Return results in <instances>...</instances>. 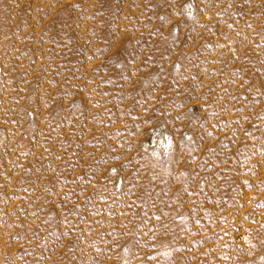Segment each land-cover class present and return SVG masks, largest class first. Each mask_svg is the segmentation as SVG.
<instances>
[{
    "label": "rangeland",
    "instance_id": "rangeland-1",
    "mask_svg": "<svg viewBox=\"0 0 264 264\" xmlns=\"http://www.w3.org/2000/svg\"><path fill=\"white\" fill-rule=\"evenodd\" d=\"M0 264H264V0H0Z\"/></svg>",
    "mask_w": 264,
    "mask_h": 264
},
{
    "label": "bare ground",
    "instance_id": "bare-ground-1",
    "mask_svg": "<svg viewBox=\"0 0 264 264\" xmlns=\"http://www.w3.org/2000/svg\"><path fill=\"white\" fill-rule=\"evenodd\" d=\"M16 257V256H15Z\"/></svg>",
    "mask_w": 264,
    "mask_h": 264
}]
</instances>
